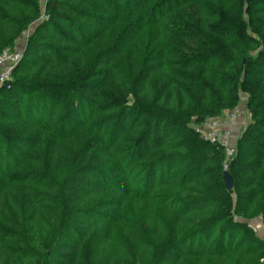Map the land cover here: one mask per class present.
<instances>
[{
	"label": "trees",
	"instance_id": "1",
	"mask_svg": "<svg viewBox=\"0 0 264 264\" xmlns=\"http://www.w3.org/2000/svg\"><path fill=\"white\" fill-rule=\"evenodd\" d=\"M20 38L0 264L264 259V0H0V54ZM236 107L228 190L199 129Z\"/></svg>",
	"mask_w": 264,
	"mask_h": 264
},
{
	"label": "built area",
	"instance_id": "2",
	"mask_svg": "<svg viewBox=\"0 0 264 264\" xmlns=\"http://www.w3.org/2000/svg\"><path fill=\"white\" fill-rule=\"evenodd\" d=\"M20 58L21 50L18 47H8L0 54V85L10 78L12 71ZM241 115V108L236 107L232 111L225 112L219 118L220 126H215L212 124L211 120H208L204 122L199 129L202 136L211 141L218 142L223 146L225 159L222 163V167L224 171H227L228 162L231 160V157L235 152V146L231 141V138L234 137L232 134V128ZM258 220L261 221L260 218H258ZM259 264H264V259H261Z\"/></svg>",
	"mask_w": 264,
	"mask_h": 264
},
{
	"label": "rangeland",
	"instance_id": "3",
	"mask_svg": "<svg viewBox=\"0 0 264 264\" xmlns=\"http://www.w3.org/2000/svg\"><path fill=\"white\" fill-rule=\"evenodd\" d=\"M23 43H24V40H23V38H20L19 39V41H18V48L19 49H21L22 48V45H23ZM245 96L244 97H242V101H241V108L245 111V107H244V103H245ZM242 112V115L239 117V119L236 121V124L233 126V128H232V130H233V132H232V134H233V136H236V135H239L242 131H243V129H244V127H245V124H246V121H247V118H248V115H247V113L246 112ZM212 121V124L213 125H215V126H220L221 124H220V122L218 121V120H211ZM235 128H236V130H235ZM253 223H254V221H252ZM260 227V226H259ZM255 228H256V231L258 232H260V233H262V232H264V227H260V230L259 229H257V227L255 226Z\"/></svg>",
	"mask_w": 264,
	"mask_h": 264
},
{
	"label": "water",
	"instance_id": "4",
	"mask_svg": "<svg viewBox=\"0 0 264 264\" xmlns=\"http://www.w3.org/2000/svg\"><path fill=\"white\" fill-rule=\"evenodd\" d=\"M222 178L224 181V184L228 190H231L233 188V182L232 177L227 173L226 171L223 172Z\"/></svg>",
	"mask_w": 264,
	"mask_h": 264
},
{
	"label": "crops",
	"instance_id": "5",
	"mask_svg": "<svg viewBox=\"0 0 264 264\" xmlns=\"http://www.w3.org/2000/svg\"><path fill=\"white\" fill-rule=\"evenodd\" d=\"M247 113V112H246ZM213 120H218L219 121V119H213ZM247 121H248V118H247ZM246 121V122H247ZM235 130H236V128H235ZM239 135H236V136H234L233 138H235V137H238ZM254 226H256L257 227V229H259L260 230V227L262 226V227H264V223H262L260 220H255L254 221ZM260 226V227H259ZM258 234L262 237V238H264V232H262V233H260L259 231H258Z\"/></svg>",
	"mask_w": 264,
	"mask_h": 264
}]
</instances>
